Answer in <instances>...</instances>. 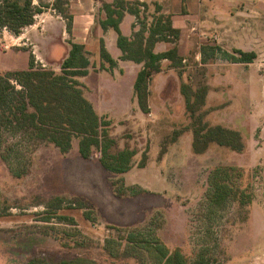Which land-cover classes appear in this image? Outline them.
I'll return each instance as SVG.
<instances>
[{
    "label": "rangeland",
    "instance_id": "rangeland-1",
    "mask_svg": "<svg viewBox=\"0 0 264 264\" xmlns=\"http://www.w3.org/2000/svg\"><path fill=\"white\" fill-rule=\"evenodd\" d=\"M154 8L150 7V13ZM197 42L195 30L188 28L177 41L180 53L188 59L183 63L186 67L164 65L152 77L148 114L139 110L130 78L118 79L100 69L101 60L96 56H89V74L80 79L84 95L99 115L111 121L117 147L137 151L127 173L105 170L96 151L90 159L81 158L76 140L68 152H61L24 132L3 135L0 264H25L40 255L81 257L95 264H161L154 250L129 241L131 233L156 237L171 252L178 249L186 264H199L200 260L264 264V142L258 151L263 98L254 85L247 94L241 90V101L230 114H224L226 108L209 114L202 107L197 113L203 112L202 121L238 131L244 147L235 152L210 144L203 154H194L193 119L186 112L180 85L205 86V73L195 60L197 47L200 49ZM11 43L0 31L2 54L13 49ZM61 62L45 61L47 68L57 67V72ZM146 148V164L140 168ZM219 167L230 169L228 184L236 190L225 203L215 206L209 201L210 177ZM54 198H63L65 205L85 206L93 221L77 209L60 211L73 217V224L45 221L46 204Z\"/></svg>",
    "mask_w": 264,
    "mask_h": 264
},
{
    "label": "trees",
    "instance_id": "trees-1",
    "mask_svg": "<svg viewBox=\"0 0 264 264\" xmlns=\"http://www.w3.org/2000/svg\"><path fill=\"white\" fill-rule=\"evenodd\" d=\"M67 4L68 0H54L51 6H36L33 0H0V31L6 30L13 36H19L24 28L34 23L36 15L51 7L65 19L66 31L70 35L72 16ZM154 7V13H149V6L137 0L103 2L101 10L105 19L99 22L103 31H115L116 45L121 52L119 59L141 64L133 82V93L143 114L150 112L149 84L152 77L162 71V62L166 61L168 68L184 67V57L180 55L177 46L180 30L173 27L170 14L160 13L161 7L158 4H154ZM126 13L135 17L133 31L129 37L123 35L120 29V23ZM158 43H165L168 48L156 52L155 46ZM235 52L239 57L232 58L234 62L249 63L255 58L254 53L240 50ZM99 57L103 63L108 64L109 69H113L117 64L105 49L102 40L99 43ZM89 67L90 61L85 47L70 43L68 55L61 62L58 72L36 63L32 54L29 56L27 69L0 72V148L5 133L17 135L24 132L31 138L53 144L61 152H68L76 140L77 152L81 158L90 159L96 151L98 161L105 170L112 174L127 173L133 166L137 151L129 147H117V142L111 135V121L99 115L85 97L84 85L80 79L88 75ZM103 68L101 63L100 69ZM180 93L184 98L186 112L193 119L191 149L194 154H203L210 144L235 152L243 150V140L238 131L219 124L208 125L202 121L203 112L197 115L204 105L206 86L193 88L190 84L182 82ZM146 160L147 148L142 153L138 167H144ZM228 170L230 169L219 167L210 177L212 192L209 201L215 206H221L230 195L235 194L236 189L228 184ZM131 193L139 192L131 190ZM64 203L63 198L49 201L46 204L47 215L44 220L48 222L56 219L73 224L74 218L62 215L60 211L77 209L82 211L86 220L93 221L91 211L85 206H74L72 202L66 205ZM128 239L135 242V246L139 243L148 251H155L161 264H186V258L178 249L169 251L156 237L141 238L138 234L131 233ZM25 264L95 262L81 257L57 259L51 255H40L30 257ZM199 264L208 263L200 260Z\"/></svg>",
    "mask_w": 264,
    "mask_h": 264
},
{
    "label": "crops",
    "instance_id": "crops-1",
    "mask_svg": "<svg viewBox=\"0 0 264 264\" xmlns=\"http://www.w3.org/2000/svg\"><path fill=\"white\" fill-rule=\"evenodd\" d=\"M137 1L145 2L149 6V13L150 7L158 4L161 7L160 13L171 15L173 27L180 30V36L188 28L191 31L195 30L197 45L200 47V49L197 47L195 60L201 67L200 70L205 73L203 80L207 87L203 109L209 114L222 108L227 109L225 110L227 113L224 114L232 113L233 108L235 110L236 104L238 107L241 101L239 95L241 90H245V93L254 85L259 86L264 102V0ZM53 2L54 0H33L36 6H51ZM103 2L111 0H68L67 6L72 16L70 35L66 31L65 19L51 7L36 15L34 23L24 28L19 36H13L6 30L1 31L5 38L11 40L13 49L3 54L0 51V60L4 57L0 62V70L27 69L30 54L34 56L36 63L47 68L48 64L45 61L61 62L67 57L70 43L84 46L88 56H96L101 60L99 43L102 40L105 49L117 63L113 69H109L107 63L101 61L104 65L103 70L114 74L118 79L125 76L130 78L133 89V82L141 64L119 59L121 52L116 45L115 31L112 29L103 31L99 24L105 19V14L101 10ZM133 24L135 17L126 13L120 23L122 34L131 36ZM27 45L30 47H24ZM167 48L168 45L165 43H158L155 51L161 52ZM236 50L254 53L255 58L249 63L234 62L232 58L239 57ZM180 55L183 56L181 53ZM186 60L188 59L184 57L183 63ZM166 63L162 62L163 67L167 65ZM49 65L54 66L52 63ZM240 108L243 109L244 106ZM243 112L247 118V108ZM263 130L264 124L259 130L261 141L259 153L264 142Z\"/></svg>",
    "mask_w": 264,
    "mask_h": 264
}]
</instances>
